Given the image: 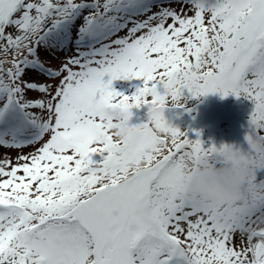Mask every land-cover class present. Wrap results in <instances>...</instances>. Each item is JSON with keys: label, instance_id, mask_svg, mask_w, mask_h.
I'll return each instance as SVG.
<instances>
[{"label": "snow or ice", "instance_id": "snow-or-ice-1", "mask_svg": "<svg viewBox=\"0 0 264 264\" xmlns=\"http://www.w3.org/2000/svg\"><path fill=\"white\" fill-rule=\"evenodd\" d=\"M255 4L0 0V148L18 152L0 156V264H264V0ZM133 79L143 87L131 96L112 87ZM217 93L252 103L243 142L205 147L165 118L169 104ZM145 106L147 121L131 125ZM114 130L139 139L120 143ZM208 159L248 165L241 199L207 204L176 183Z\"/></svg>", "mask_w": 264, "mask_h": 264}, {"label": "rangeland", "instance_id": "rangeland-1", "mask_svg": "<svg viewBox=\"0 0 264 264\" xmlns=\"http://www.w3.org/2000/svg\"><path fill=\"white\" fill-rule=\"evenodd\" d=\"M170 6L177 8V10H179L180 7V5L176 3H172ZM188 7L190 8L191 6L188 5ZM152 11L155 12L157 9L154 7ZM143 18L144 17H139V19ZM79 23H82V19L77 20L76 24ZM118 35L121 37L125 36L126 30L120 32ZM115 38L116 37H113V39ZM62 55H72L71 47L66 53H62ZM112 87L124 95L131 96L137 88L143 87V81L137 79L115 80L112 82ZM252 107V103L243 97L237 98L233 95H229L222 98L221 95L217 93L201 96L198 99H188L183 108L173 107L169 104L165 108L164 115L171 124L180 128L182 131H187L188 136L192 139L196 138V131H198L200 133V139L205 143V147L211 144L219 146L221 144H236L243 142ZM188 109H191V111H188ZM131 111L132 116L129 120L131 125L147 121L148 109L146 106L139 109L134 108ZM4 149L5 148H0V156L5 153L7 154L6 150L8 149ZM32 150V148H25L23 151L27 153ZM12 155H14L12 159L15 160L18 152L16 151ZM96 158L95 162L99 163L102 161L103 156L96 154ZM257 179H264V169L257 171Z\"/></svg>", "mask_w": 264, "mask_h": 264}, {"label": "clouds", "instance_id": "clouds-1", "mask_svg": "<svg viewBox=\"0 0 264 264\" xmlns=\"http://www.w3.org/2000/svg\"><path fill=\"white\" fill-rule=\"evenodd\" d=\"M253 7L255 0H250ZM235 7H241L245 0H231ZM113 135L120 143H133L139 139L134 131L114 130ZM141 162L131 168L132 174L141 173L146 168ZM250 168L244 161L227 160L223 163L215 159L206 160L195 170H180L176 175L178 183L189 198L199 197L203 202L222 205L234 202L243 197V187Z\"/></svg>", "mask_w": 264, "mask_h": 264}, {"label": "bare ground", "instance_id": "bare-ground-1", "mask_svg": "<svg viewBox=\"0 0 264 264\" xmlns=\"http://www.w3.org/2000/svg\"><path fill=\"white\" fill-rule=\"evenodd\" d=\"M80 24V23H79ZM79 24H77V26L79 25ZM75 35H76V32H75V28L73 29V38H75ZM43 55H46L45 53H42V56ZM63 55H62V53H61V57H62ZM58 64H59V62H58V60H54V61H52V66L53 67H57L58 66ZM30 95H32V96H35L36 94L35 93H30ZM5 150V149H4ZM24 150V149H23ZM16 152V150H6V152H7V155L8 156H10L11 158H13L14 157V155H12L13 153H15ZM236 243H237V245H239L240 244V237H239V235H237V237H236Z\"/></svg>", "mask_w": 264, "mask_h": 264}]
</instances>
